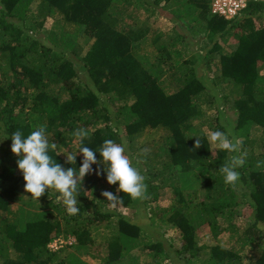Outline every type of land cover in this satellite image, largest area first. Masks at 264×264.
Segmentation results:
<instances>
[{
  "label": "trees",
  "instance_id": "1",
  "mask_svg": "<svg viewBox=\"0 0 264 264\" xmlns=\"http://www.w3.org/2000/svg\"><path fill=\"white\" fill-rule=\"evenodd\" d=\"M131 8L149 17L165 10L180 28L162 44L161 34L148 38L149 17L139 32L131 30L125 22ZM149 39L155 52L144 47ZM194 40L200 50L186 59L183 47ZM216 104L235 113L231 128L221 115H206ZM39 126L52 136L53 159L65 168L81 166V153L74 165L66 155L81 146L73 136L81 128L89 133L84 145L94 150L112 139L141 152L143 200L118 192V184L96 171L78 186L76 215L67 213L55 189L34 199L11 134ZM255 127L264 132L263 7L226 20L211 13V0H0V264H89L82 256L102 230L109 232L103 264H141L136 252L147 257L145 264H264V139L252 138ZM217 130L239 141L237 152L212 149L208 134ZM151 131L166 135L156 147L140 148ZM233 156L245 163L236 169L238 183L226 185L219 169ZM162 188L174 194L169 210L146 211L144 225L123 215L136 204L148 209ZM104 191L123 203L112 208ZM245 206L252 213L248 227L236 228ZM165 225L179 233L181 246L166 237ZM207 225L214 241L208 246L197 233ZM228 231L225 246L220 236ZM70 238L69 247H51Z\"/></svg>",
  "mask_w": 264,
  "mask_h": 264
},
{
  "label": "clouds",
  "instance_id": "2",
  "mask_svg": "<svg viewBox=\"0 0 264 264\" xmlns=\"http://www.w3.org/2000/svg\"><path fill=\"white\" fill-rule=\"evenodd\" d=\"M73 136L80 141L75 155H67V160L74 165L78 153L83 155L80 167L65 168L53 159L52 151L57 149L55 143L50 142V136L45 126L36 127L28 135L22 130H16L11 134V151L19 159L17 160L18 169L23 173L25 180V190L32 194L34 199L40 198L45 194L46 189H55L59 195L56 199L62 198L69 215H76L80 209L78 207V186L86 175L96 171L97 175L106 174V180L110 185L118 184V192L127 194L131 199H143L146 193L144 177L138 166L126 155L125 147L112 139L103 141L99 150L85 146L84 141L88 139L89 133L81 128L74 131ZM8 138V137H7ZM208 140L216 144L219 149L230 153L238 151L239 141L235 143L229 139L223 131H213L208 134ZM201 146L198 138L196 147ZM97 153L102 158L97 161ZM148 150L143 149L142 154L147 155ZM59 153H57L58 155ZM245 163L244 158L233 156L227 163L222 164L219 172L223 174L226 185H235L240 180V173L236 171ZM103 165L93 169V165ZM104 197L110 201L112 207L123 203V198L118 197L111 191H104Z\"/></svg>",
  "mask_w": 264,
  "mask_h": 264
},
{
  "label": "rangeland",
  "instance_id": "3",
  "mask_svg": "<svg viewBox=\"0 0 264 264\" xmlns=\"http://www.w3.org/2000/svg\"><path fill=\"white\" fill-rule=\"evenodd\" d=\"M34 9L38 8V5L35 3L33 5ZM130 10V14L132 15H136L135 13H138V15H136L137 17L135 18L132 15H128L125 18V22L126 24L130 25L131 30H134L135 32H139L142 28H144V23L145 20H148V15L145 14L144 11H135V13H132L133 9H127ZM245 15V13H244ZM149 23H148V29H150V33H148V38L153 39L155 35L157 34H161L160 36L162 37L161 43L162 44H168L170 42V39L172 36H174V31L173 29L176 27L178 28V26L176 25H171L166 21L163 20H155L152 19V17H149ZM53 20L49 19L48 22L46 23V28L50 29L53 25ZM259 25L262 24L261 21L258 22ZM180 28V25H179ZM148 40V43H145L146 49L148 50V52H155L154 48L152 46H150L151 40ZM199 40V39H198ZM160 43V44H161ZM193 44L191 46H186L183 47V49L185 50V58H191L193 56L194 53H198L200 50V44L198 43V41L194 40L192 42ZM180 44V47H177L179 50H182V44ZM178 44V45H179ZM146 50V51H147ZM192 52V53H191ZM85 55V54H84ZM204 74V78L208 77V73L205 69H203V73ZM217 105L215 106H207V113L206 115H208L209 118L211 119H215L217 117H219L221 115V124L223 126H225L226 128H231L232 126V122H234L236 120V115L233 111L230 110V108H226V107H221L220 110L217 109ZM220 106V105H219ZM149 135L146 136L145 138H143L140 142V148H143V146H148L149 148H154V146L156 147V143L158 144V142H160V138L165 136L166 134L164 132H157V131H151L148 132ZM210 134V133H209ZM252 138L257 140H261L264 139V132L259 128V127H255L253 129L252 132ZM236 141H233V143H235ZM212 149L213 150H218V146L216 144H212ZM259 143H256V146L259 147ZM125 147L126 150V155H128V157L130 158V160H132L133 164L137 166V164L139 166H143V160L140 157V153L138 152L137 154H133V152L130 150L129 145L125 144L123 145ZM142 146V147H141ZM138 166V167H139ZM143 177H145L146 173H142ZM159 183V182H158ZM159 194V199L156 201V203L152 202V205L149 206L148 209L144 208V206H140V204H136L133 208L131 209H126L124 210L122 213L124 216H126V218H128L130 221L137 223V224H146L147 221H145L146 219V211L149 212L151 215H159L162 214L163 211L165 210H169V208L172 206L173 203V198H174V194L169 190V188H162L158 191ZM141 202V199H137ZM143 200V199H142ZM156 207L158 208L156 210ZM113 208V207H112ZM13 209H16L15 206L13 207ZM241 212L242 214L245 216L244 219H242L241 221H237V223H235V227L236 228H242L244 226V228L248 227L247 225V220L251 217V211L249 210V208H247V206L242 207L241 208ZM248 218V219H247ZM163 229H165L166 232V237L167 238H175L176 240V245L177 246H181L180 244V240H178L179 237V233L172 227V226H164ZM102 234L100 235V233H93V240L92 243L89 247V253L88 255H84L82 256V258L85 259L86 262H88L89 264H103L102 261L108 256V250H107V243H106V236L109 234L108 231L102 230ZM197 233L199 235V239L206 244L207 246L213 245L214 241L212 238V235L210 233V228L209 226H204L200 229L197 230ZM230 231L226 232L225 234H222L220 236L222 242L225 246H230L231 245V241H230ZM73 240L75 241L74 238H70V239H62V241L64 242L63 246H67L71 245V243L73 242ZM58 243V244H57ZM61 242L60 240H57L56 242H54L53 244H51V246H61L60 245ZM73 251V250H70ZM70 251H66L64 252L65 254H67ZM139 255L135 254L136 257L137 256H141V260L140 263L141 264H145L147 261V257L143 256L142 252H136ZM256 256L260 255V252H254ZM250 254V253H248ZM62 255V254H61ZM60 255V256H61ZM253 253H251L249 256H252ZM62 258V256H61ZM207 255L203 256V259L206 260ZM61 260V259H60ZM126 263H128V259L126 260Z\"/></svg>",
  "mask_w": 264,
  "mask_h": 264
},
{
  "label": "built area",
  "instance_id": "4",
  "mask_svg": "<svg viewBox=\"0 0 264 264\" xmlns=\"http://www.w3.org/2000/svg\"><path fill=\"white\" fill-rule=\"evenodd\" d=\"M252 7L264 8V0H211V13L215 16L223 17L226 20L240 19ZM60 242V245L63 246L64 242L62 239H60ZM73 243L74 240L71 244ZM51 247L54 249L59 248L57 245Z\"/></svg>",
  "mask_w": 264,
  "mask_h": 264
},
{
  "label": "crops",
  "instance_id": "5",
  "mask_svg": "<svg viewBox=\"0 0 264 264\" xmlns=\"http://www.w3.org/2000/svg\"><path fill=\"white\" fill-rule=\"evenodd\" d=\"M152 19L163 20V21L168 22L171 25H176V26L179 25V23H177L173 20V17L169 12L162 10V9H160L157 12V14L152 17Z\"/></svg>",
  "mask_w": 264,
  "mask_h": 264
}]
</instances>
